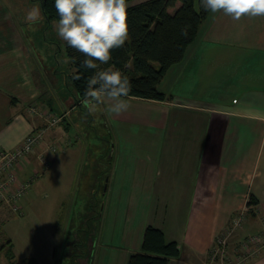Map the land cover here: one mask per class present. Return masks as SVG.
I'll use <instances>...</instances> for the list:
<instances>
[{"label":"crops","instance_id":"obj_1","mask_svg":"<svg viewBox=\"0 0 264 264\" xmlns=\"http://www.w3.org/2000/svg\"><path fill=\"white\" fill-rule=\"evenodd\" d=\"M11 7L0 0V149L16 147L40 124L27 112L30 103L54 111L49 79L56 69L36 45L47 40L24 33L26 25ZM158 89L164 100L129 96L130 107L119 115L103 104L105 160L92 157L95 146L88 154L83 147L79 189L86 190L89 216H103L115 196L137 200L143 215L153 216L146 225L161 228L166 241L178 244L180 255L167 264H209L215 236L249 196L256 199L257 215H264V18L233 21L210 12ZM73 96L59 94L56 103L72 109ZM85 114L84 119L95 121ZM50 131L47 140L62 144L63 130ZM64 154L53 156L43 179L61 174V163L70 158ZM87 155L97 167H88ZM32 160L21 178L38 166L35 155ZM258 216L247 218L240 236L260 229ZM43 244L44 264H57L56 241ZM12 248L17 261L32 258L43 264L30 249L21 252L14 242ZM0 264L8 261L0 256ZM247 264H264V254Z\"/></svg>","mask_w":264,"mask_h":264},{"label":"rangeland","instance_id":"obj_2","mask_svg":"<svg viewBox=\"0 0 264 264\" xmlns=\"http://www.w3.org/2000/svg\"><path fill=\"white\" fill-rule=\"evenodd\" d=\"M1 1L5 5L12 6L11 8H17V15L22 18L26 25V28L22 27L24 33L28 31L34 39L44 37L47 40L44 43H36V45L48 55L47 61L49 60L50 66H54L56 69L55 77L49 79L50 92L51 95L54 94L51 97L52 107L55 112H66L69 109L72 112H68L65 119L51 130L60 128L64 133L62 132L63 134L58 138L61 137L62 143L66 140L69 142L68 144L65 143L55 154L59 157L64 153V155L70 153V158L61 163V174L57 178L55 176L51 179L48 178V180L47 178L43 179L42 175L31 183L25 193L27 198L25 199L24 195L21 200L23 216L12 213L7 206H0V256L7 260L5 255L9 253L7 242L9 238L15 243L19 251L25 252L30 249L40 261H43V264V254L40 248L45 246L43 243L49 241H56L57 243L54 247L57 264H126L128 251L131 252L135 245L141 244L147 226L146 222L153 216H144V209L137 200L132 202L123 195L122 198L115 196L111 205L108 202V206H104L103 216H89L88 212L91 206L88 203L86 190L79 189L81 169L85 166L86 160L82 151L83 147L87 146L88 154L95 146L96 149L93 150L94 156L92 157H97L98 162L100 159L105 160V150L108 144L105 136L107 131L102 120L105 113L104 106L103 104L99 105L97 112L90 114V118L95 119L91 123V120L87 121L83 118L86 116L85 112L88 113L83 103L82 106L74 105L72 109L62 102L61 106L56 103L59 94L70 98L74 92L68 79L74 68L66 55L65 41L57 35L55 28L57 21H52L48 25L43 18L38 0ZM141 1L144 0H131L127 4L129 6ZM37 5L40 8V19L35 23L26 21L27 12ZM196 9H198V4ZM170 12H173V8L170 9ZM154 65L157 64L154 63ZM63 125L67 129H64ZM144 133H146L145 130ZM87 161L88 167H97L96 162L90 160L88 155ZM55 170L56 166L54 165L53 171ZM128 175L130 177V173ZM46 193L48 194L46 195ZM257 206V203L246 204L244 209L235 211L222 229L224 230L230 224L236 214L244 211L242 217L245 220L234 232L231 240L232 246L248 234L262 232L264 215H257L259 213ZM128 210H130L129 213ZM250 216L259 217L260 229L240 236V232L242 233L244 224ZM8 218H12V220L6 222L3 228V224ZM213 246L209 251L214 249ZM85 249L87 255L81 256L85 253ZM207 258L209 262L210 257ZM209 264L219 263L212 262Z\"/></svg>","mask_w":264,"mask_h":264},{"label":"trees","instance_id":"obj_3","mask_svg":"<svg viewBox=\"0 0 264 264\" xmlns=\"http://www.w3.org/2000/svg\"><path fill=\"white\" fill-rule=\"evenodd\" d=\"M38 1L45 18L49 22L58 21L55 0ZM129 1L131 0H127ZM177 1L180 2L178 7ZM171 8H175L174 12L169 11ZM209 13L202 6L201 0H144L129 5L128 40L123 47L112 50L107 64H99L97 61V69L84 67L83 61L87 57L65 42L66 55L74 68L68 79L74 91L75 103L79 104L85 99L88 80L96 72L109 67L120 70L128 77L131 86L129 96L164 100L166 96L158 89L159 83L168 68L183 58L186 47L194 40L201 23ZM184 30L186 35L183 34ZM74 76L80 78L74 79ZM57 113L64 114L62 120L65 119V113ZM251 203H257L253 196H249L247 200V205ZM7 242L9 253L5 256L8 264H38L32 258L17 261L11 239L8 238ZM179 255L175 241H166L161 228L147 225L140 249L128 255L126 264H167L170 259Z\"/></svg>","mask_w":264,"mask_h":264},{"label":"clouds","instance_id":"obj_4","mask_svg":"<svg viewBox=\"0 0 264 264\" xmlns=\"http://www.w3.org/2000/svg\"><path fill=\"white\" fill-rule=\"evenodd\" d=\"M201 4L205 10L222 13L233 21L264 18V0H201ZM127 7V0H55L59 17L55 24L57 35L87 57L84 67L97 69V61L107 64L112 50L123 47L128 40ZM25 19L37 22L39 6L31 8ZM183 34H187L186 30ZM130 91L128 77L109 67L88 80L82 103L89 114H95L99 105L107 103V111L119 115L130 107L125 99Z\"/></svg>","mask_w":264,"mask_h":264},{"label":"built area","instance_id":"obj_5","mask_svg":"<svg viewBox=\"0 0 264 264\" xmlns=\"http://www.w3.org/2000/svg\"><path fill=\"white\" fill-rule=\"evenodd\" d=\"M27 112L37 116L40 124L35 127L25 138L14 148L0 149V206H7L14 214L23 215L21 200L28 191L31 183L42 176L49 168L53 156L65 145L55 141H48L47 134L59 122L64 114L44 107L36 103H30ZM65 147V146H64ZM33 155L38 162L32 172L21 178L22 171L33 163ZM244 211L236 214L230 224L221 230L213 243L208 256L209 263L219 264H247L253 259L264 254V218L262 219V232L248 234L234 246L231 240L234 232L241 226Z\"/></svg>","mask_w":264,"mask_h":264}]
</instances>
